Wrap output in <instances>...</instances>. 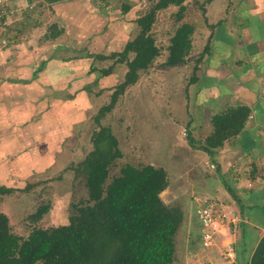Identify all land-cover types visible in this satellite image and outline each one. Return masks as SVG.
Returning <instances> with one entry per match:
<instances>
[{
    "label": "rangeland",
    "instance_id": "1",
    "mask_svg": "<svg viewBox=\"0 0 264 264\" xmlns=\"http://www.w3.org/2000/svg\"><path fill=\"white\" fill-rule=\"evenodd\" d=\"M155 1H104L110 5L107 14L112 16L113 27L122 24L124 34L121 30L116 32L118 27L115 28L116 30L113 28L112 32H114L107 39L108 45L107 43L103 46L102 44L95 45V49H92L91 45H85L86 52H82L83 49L79 48L81 51L79 53L73 52L72 48L65 55L69 57L85 56L89 55V49L99 50V53L104 55H109L112 51H120L124 43L133 38L138 31L136 17L147 12ZM125 5H129V8L124 12ZM201 5L206 8L204 14L207 17V22L216 23L215 21L221 19L214 31H230L235 35L244 23L241 22L239 0L211 2L184 0L181 7L169 4L167 7L157 10L149 34L158 47V54L147 69L138 71L135 82L126 86L124 91L118 95L114 106L99 114L97 122L94 117L99 107L109 103L112 89L122 80L127 66L125 62H114L113 58L97 59L92 56V60H90L91 56L84 57V61H91L93 64L91 65L94 67V70L86 71V75L83 77L86 96L82 101L80 99L79 101L85 103V112L81 113L79 117L72 118L70 125H67L65 119L58 118H53L49 123V127H52L53 130L63 131L59 136L61 139L57 141L53 149L57 157L56 168L53 171H48L46 168L45 172L33 175L31 183L38 181L39 183L30 186L27 190L0 194V211L6 213L8 224L13 233L26 237L34 227L45 228L65 224L68 222L71 203L87 199L85 174L81 172L75 174L73 170L65 168L70 165L75 166L93 148L91 136L99 130L100 126L110 130L121 151V156L112 160L108 165L106 183L118 175L125 164H152L163 167L167 173L168 185L160 193V197L165 204L180 207L194 229L193 211L197 199L213 198L214 196L213 200L219 203L231 205L232 200L236 202L223 191L221 178L215 172V163L209 160L205 152L193 148L189 144V134L195 145L202 143L212 129V127L210 128L211 114L219 108L223 109L225 105L235 104L240 97L231 98L230 95H225L222 92L225 83H223L224 77H221V83L217 85L218 87L215 86L210 94L203 95L200 80L206 83V88L207 85L210 86L209 81L216 77L209 74H214L211 65L218 69L217 73L215 72L216 75H222L224 72L229 73L232 69H238L244 61L241 54L236 56L239 49L238 43L235 45L236 47H233L234 49L231 47L225 52L222 51L220 43L211 39L209 53L204 54L197 63L210 32L203 19ZM185 23L192 28L189 51L182 63L165 65L170 39L175 30ZM107 28L105 26L102 33L106 32ZM131 57L132 53L130 52L128 59ZM111 65L110 75L103 77L100 69ZM195 65H197L198 81L187 86ZM72 69L74 71H71L67 77L84 74L85 71L77 68L75 70V66ZM111 79L112 83H110ZM186 86L187 93L185 92ZM239 93L237 94L239 95ZM263 94L264 91L261 95ZM60 95L63 96L62 99L68 97L70 103L75 98L67 90ZM199 95L201 96L200 101L197 100ZM65 111V107H60L57 110L60 115L65 114ZM72 111L73 109H71ZM208 129H210L209 132ZM36 146L38 145L35 144L34 148ZM102 148L106 151V141L102 142ZM35 149L40 152L38 147ZM254 165L258 167L255 169L256 171H261L264 161ZM247 166H233L229 171L226 169L221 172L223 177L228 179V184L239 192H242L239 189L242 188L243 183L239 178L232 181V176L238 173L236 178L237 175L244 177L250 169V161L247 162ZM59 172L62 173V178L54 179ZM261 180L257 184L263 186L261 189L264 191V177ZM245 182L247 183L244 184L243 189L255 188L254 183ZM25 183H29L28 179L19 182L18 185L23 187ZM238 195L242 200H245L242 193ZM38 205H47L49 208L39 220L33 221L29 215L35 211ZM219 209L221 210L220 206ZM223 218H221L223 219L222 223H226L228 220L225 216ZM35 264H41V262L38 261Z\"/></svg>",
    "mask_w": 264,
    "mask_h": 264
},
{
    "label": "crops",
    "instance_id": "2",
    "mask_svg": "<svg viewBox=\"0 0 264 264\" xmlns=\"http://www.w3.org/2000/svg\"><path fill=\"white\" fill-rule=\"evenodd\" d=\"M2 1L0 8L5 11L0 16V186L20 188L19 182L28 179L31 183L33 175L45 172L46 168L48 171L56 168L57 157L53 149L63 131L49 127L50 120L65 119L70 125L72 118L85 112V103L80 102L86 96L83 77L93 64L85 62V56L69 57L65 54L72 48L73 52H81L79 48L86 52L85 45L93 46L92 49L95 45L103 46L115 28L118 27V30L115 29L117 33L119 30L123 33V25L113 27L112 16L107 14L110 5L104 2L120 0ZM239 1L241 22L244 23L237 34L217 30L211 39L220 43L225 52L231 47L234 49L238 43L236 56L241 54L244 61L238 69L230 70L231 74L224 72L216 75L218 69L211 65L214 74H209L216 77L209 81L210 86L206 88V83L200 80L205 95L210 94L224 77L222 92L235 99L240 96L238 102L229 105L245 104L250 108L243 129L216 149L213 163L220 172L229 171L233 166L248 167L249 161L250 168H255L254 164L264 161V94L261 95L264 91V0ZM217 21L221 22V19ZM105 26L108 28L102 33ZM94 53H99V50H88V54ZM73 66L75 70H85L84 74L67 77L74 71L71 70ZM99 85L102 86L101 83ZM65 90L75 96L72 103L68 97L62 99L60 93ZM200 98L199 95L197 100L200 101ZM60 107L66 108L65 114L57 112ZM35 144L40 152L35 151ZM261 168L254 173L249 169L244 177L237 175L236 178L238 173L232 176V181L239 178L243 186L248 181L254 183L255 188L243 189L242 186L239 189L242 192H239L230 186L242 203L241 209L233 200L231 205L216 202L217 209L228 221L222 223L224 218H220L214 222L215 234L211 246L202 247L200 244L202 229L194 211L195 229L182 210L183 219L174 238V264L218 263L221 249L228 241L235 244L239 264L249 263L264 234V191L261 189L263 186L257 184L264 177V165ZM225 180L228 182V179ZM221 187L231 199L223 183ZM241 193L245 200L238 195Z\"/></svg>",
    "mask_w": 264,
    "mask_h": 264
},
{
    "label": "trees",
    "instance_id": "3",
    "mask_svg": "<svg viewBox=\"0 0 264 264\" xmlns=\"http://www.w3.org/2000/svg\"><path fill=\"white\" fill-rule=\"evenodd\" d=\"M183 1L156 0L147 12L136 17L138 31L124 43L120 51L109 55H85L97 59L113 58L114 62H125L127 66L122 80L112 89L109 103L99 107L94 117L96 122L99 114L114 106L125 87L135 82L138 71L147 69L158 54V47L149 34L156 11L169 4L181 7ZM128 8L129 5H125L123 11ZM201 11L210 32L197 63L204 54L209 53L210 39L216 25L220 23L207 22L204 5H201ZM191 32L192 28L186 23L175 30L170 39L165 65L184 61L190 48ZM130 52L132 57L128 59ZM196 68L197 65L187 86L198 81ZM111 69L112 65L100 69V73L102 76L109 75ZM92 70L94 67L90 66L89 72ZM249 114L250 108L245 104L226 105L211 115L212 129L202 143L195 145L188 135L190 146L205 152L213 163L216 149L243 129ZM103 141L107 143L106 151L102 148ZM91 143L93 148L75 166L65 168L73 170L75 174L84 173L87 190L86 200L71 203L67 223L34 227L26 237H22L11 231L8 217L0 212V264H35L38 261L41 264H174V238L183 212L178 206L165 204L160 197L168 185L165 169L152 164H125L119 174L106 183L108 165L121 156L117 140L107 127L100 126L91 136ZM215 170L241 209L242 203L234 189L224 179L219 167L216 166ZM250 171L254 173L255 168H250ZM61 178V172L54 177ZM37 183L39 181L25 183L20 188L0 186V193L24 191ZM48 208L47 205H38L29 217L37 221ZM248 264H264V234Z\"/></svg>",
    "mask_w": 264,
    "mask_h": 264
},
{
    "label": "built area",
    "instance_id": "4",
    "mask_svg": "<svg viewBox=\"0 0 264 264\" xmlns=\"http://www.w3.org/2000/svg\"><path fill=\"white\" fill-rule=\"evenodd\" d=\"M3 1L0 0V7ZM4 9L0 8V16L4 12ZM217 203L213 198H199L195 204L194 213L201 226L200 244L202 247H209L214 241V222L217 219L223 218L224 215L217 209ZM220 262H204L201 264H237V253L235 244L233 241L224 243L220 252Z\"/></svg>",
    "mask_w": 264,
    "mask_h": 264
}]
</instances>
